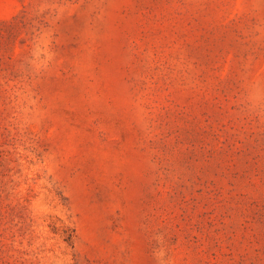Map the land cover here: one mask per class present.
<instances>
[{"label": "rangeland", "instance_id": "rangeland-1", "mask_svg": "<svg viewBox=\"0 0 264 264\" xmlns=\"http://www.w3.org/2000/svg\"><path fill=\"white\" fill-rule=\"evenodd\" d=\"M0 264H264V0H0Z\"/></svg>", "mask_w": 264, "mask_h": 264}]
</instances>
